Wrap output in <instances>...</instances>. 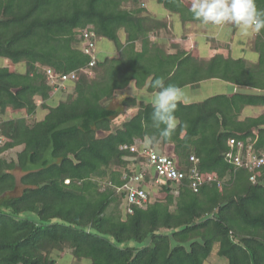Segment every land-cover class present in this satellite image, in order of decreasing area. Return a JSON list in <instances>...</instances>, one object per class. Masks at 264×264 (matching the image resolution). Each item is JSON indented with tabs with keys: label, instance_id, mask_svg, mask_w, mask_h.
Here are the masks:
<instances>
[{
	"label": "trees",
	"instance_id": "obj_1",
	"mask_svg": "<svg viewBox=\"0 0 264 264\" xmlns=\"http://www.w3.org/2000/svg\"><path fill=\"white\" fill-rule=\"evenodd\" d=\"M158 2L200 22L185 0ZM256 4L264 10V0ZM167 27V18L151 15L139 0H0V57L18 65H0V264H58L69 253L87 264H205L216 244L229 264H264V166L254 182L253 172L226 160L231 138L264 150V113L243 120L238 113L264 105V30L253 38L259 60L249 63L221 53L205 61L179 42L171 51L153 38ZM85 30L114 41L116 53L97 55L92 74L79 72L73 91L51 105L56 91L45 67H89ZM156 78L180 88L221 78L256 92L178 103L168 141L153 125L151 105L127 96L123 105L138 111L113 129L117 111L105 102L132 82L158 91L151 87ZM8 109L28 116L4 117ZM148 139L153 148L173 144L169 154L185 171L194 155L202 172L231 178L198 192L189 178L164 180L165 198L152 200L149 191V201L127 204L133 212L123 215L126 190L119 187L146 169L130 147ZM16 147V157L5 156ZM156 179L149 169L144 184Z\"/></svg>",
	"mask_w": 264,
	"mask_h": 264
},
{
	"label": "built area",
	"instance_id": "obj_2",
	"mask_svg": "<svg viewBox=\"0 0 264 264\" xmlns=\"http://www.w3.org/2000/svg\"><path fill=\"white\" fill-rule=\"evenodd\" d=\"M85 46L84 50L92 55V59L89 63V67H84L79 70H74L69 73H60L52 67H45L47 79L54 88L59 90L61 87H65L67 82L75 81L79 77V72L86 71L92 74V66L96 64L97 54V34L93 30H85ZM230 150L226 154V160L233 164L237 168H247L253 172L251 180L256 182L259 169L264 166V150L258 152L255 150L252 142H245L242 140H236L231 138L229 140ZM122 148H128L127 145ZM130 150L138 153V158L143 157L146 159L144 166L146 169L138 174L129 177L127 182L119 187V190H126V201L128 205L138 204L143 205L149 201V190L147 189L145 182L146 172L152 169L157 177L156 183L162 184L164 180H173L181 182L182 180L189 178L190 186L195 192H198L200 188L209 182H218V185H222L227 179L231 178L228 173L223 179H218L215 174L204 173L198 166L199 159L192 155L190 160L193 162V166L189 171L181 169L178 161L167 153H160L156 148L145 146L140 148L138 145H132ZM69 182V180H67ZM127 212L132 213V207H127Z\"/></svg>",
	"mask_w": 264,
	"mask_h": 264
},
{
	"label": "rangeland",
	"instance_id": "obj_3",
	"mask_svg": "<svg viewBox=\"0 0 264 264\" xmlns=\"http://www.w3.org/2000/svg\"><path fill=\"white\" fill-rule=\"evenodd\" d=\"M139 1H140V4L144 7H146L148 9V11H150V12L156 11L159 14V16H163L165 14H168L167 13L168 11L164 7V5H161L160 3H158L155 0H139ZM188 4L189 5L191 4V0L188 1ZM124 6L127 8H130V9L135 7V5L132 3H126ZM179 16L176 14H172V18L175 19V23H176V30H175L176 34H178L179 33L178 31H180V30L184 31V30H182L183 24H188V23L182 22L181 20L179 21V19H177ZM173 23H174V21H173ZM190 23H191V26L186 28V31L183 32L184 34L181 33L180 34L181 36H178L179 39L177 42L180 43V46L183 45V46L189 47L191 49H195L196 42H198L199 44H201V49H202L201 54L202 55H205V44H206L208 36L211 38V35L212 36L214 35L215 36V37H213L214 42H221L222 44H230V45H235V46L237 45L238 42H240V40L245 41L247 39V37H243L239 31L236 34H234V32H233L234 29L232 28V26L230 24L224 25L225 27L228 26L227 28H230L229 31H226V33L228 32L227 33L228 35H226V33L223 34L222 32L221 33L219 32L220 28L217 29L216 26H213L211 24L206 25V24L199 23V22H190ZM229 26H231V27H229ZM230 32H233V33H230ZM185 33H187V34H185ZM121 37H122V32H121ZM157 37L161 38L162 41H164L163 43L165 44V46L169 50L173 51V48L171 45L177 43V42H174L173 37L169 36L168 34H165L164 32L162 34L157 33L156 35L153 36L154 39ZM251 41H253V40H251ZM116 49H117V47H116V44L114 41L107 39V38H98L97 39L96 54L98 55V57L100 59H103L109 55H113V53L116 51ZM253 54L254 53H251V56L250 55H248V56L253 57ZM0 65L9 66L11 69H15L18 66L16 64H13L10 60H4V58H1V57H0ZM59 89L60 90L57 89L58 91L55 89V91L57 93H55L54 97H52L49 100V103L51 105L58 104L59 100H61L67 94L72 92L74 89V85H72L71 82H67L65 87H61ZM182 90L185 94H191L192 93L194 99L200 100V99L205 98V92L203 90L200 93L198 90L192 91L193 89H190V88H185ZM225 90H226V88H225ZM225 90H221V91H225ZM141 91L146 92L148 95H150V93L147 92L146 89L138 88V92H139L138 94L139 95H141V93H142ZM128 92L131 93V92H133V90L130 89ZM133 93H135V92H133ZM133 93L131 95H133ZM185 98H186V96H184V99ZM121 101H122V98H119V99L115 98L114 101L110 102V104H112L111 107L115 108L117 112H120L119 115L115 116L114 120H117V121L118 120L122 121L124 119V116L126 115V111H128V109H126V111H125V109H124L125 106L121 103ZM40 103H41V101L39 100V104ZM105 104H108L107 101L105 102ZM43 112H45V111H43ZM43 112H37V114L34 116V118L35 119H41ZM19 116H28V114L25 110L8 109L6 114L4 115V117H8V118L9 117L10 118L11 117H19ZM117 121H114V125H117ZM21 148L22 147H16L12 150H9L5 153V156L16 157L18 151L21 150ZM140 148H142V147H140ZM17 175L20 176V172H17ZM105 181H107V182H105ZM105 181L104 182L102 181V184H104V186H106L109 182L108 179H106ZM227 181H228V179H227ZM148 185H150V184H148ZM155 186L156 185L154 184L153 186H150L148 188V190L152 194V200H154V198L156 197L153 194V192L157 191L159 188H161L160 186H158L157 188L154 189ZM20 192H21V188H19L16 193H20ZM127 204L128 203L126 202V200H124L122 202V205L120 206V211L123 215H125L127 213V206H128ZM113 208L114 207H111L109 209V211L110 212L113 211L114 210ZM218 247H219V245L216 244L213 252L209 256V258L206 260L205 264H229V261L226 257L220 256L218 254V252H217ZM58 260H59L58 264H87V262H88L86 260L85 261H79L74 256H72L70 253L65 255V257L60 258Z\"/></svg>",
	"mask_w": 264,
	"mask_h": 264
},
{
	"label": "crops",
	"instance_id": "obj_4",
	"mask_svg": "<svg viewBox=\"0 0 264 264\" xmlns=\"http://www.w3.org/2000/svg\"><path fill=\"white\" fill-rule=\"evenodd\" d=\"M155 1L158 2V0H155ZM186 2H188V0H185V3ZM161 5H163V4H161ZM166 10L168 11L167 12L168 14H165L163 16H159V14L156 11L155 12L148 11V13H150L153 16H156L158 18H167L168 19V27L161 29L158 33L162 34L164 32L165 34H168L169 36L173 37L174 42H177L179 39L178 36H181L180 35L181 33L184 34L183 32L186 31V28L191 26L190 22H193V21H188V20L185 21V20H183V18L180 14L171 13V11H169L168 9H166ZM172 14H176L178 16L180 15L179 16L180 18L178 17L177 19H179V21L181 20L184 23H188V24L182 25V30H184V31L180 30V31H178L179 32L178 34L175 33L176 23H175V19L172 18ZM173 21H174V23H173ZM199 23H201V22H199ZM227 27L223 26L220 29L217 27V29H219L220 33L222 32L223 34H225L226 31H229V29H230ZM229 27H231V26H229ZM238 31L239 30H237V32ZM233 32H234V30H233ZM233 32H230V33H233ZM237 32H234V34H236ZM122 33H123L122 36L124 38L125 34H124V32H122ZM227 33H226V35H228ZM185 34H187V33H185ZM255 35L247 37V39L245 41L240 40V42H238L236 46L230 45V44H222L221 42H214L213 37H215V36L211 35V38L208 36L206 44H205V55L201 54V52H202L201 44H199L198 42H196L195 49H191V48L183 46V45H181V47L185 48L189 51L192 50V53L195 56H199L200 58H202L205 61H209L210 59H212V57L214 55L221 53V54H224L226 57L231 55L234 58H245L249 61V63H256L259 60V53L255 49L253 41H251V40H253ZM173 51H175V50L173 49ZM115 53H116V51L114 52V54ZM251 53H254L253 57H250ZM248 55H250V56H248ZM131 85L135 89V91H134L135 93H133V92L129 93L128 92L130 89H132ZM185 88L193 89L192 91L198 90L199 93L203 90L205 92V98L198 100V99H194L192 93L191 94H185L186 98L183 99L184 103H193V102L203 101V100H206L208 98H211V97H214L217 95L233 96L234 94H237V93L249 94V93L256 92V89L251 87V86L238 85V84H235L231 81H227V80H224L221 78L205 79L204 81H201L200 83L188 85V86L182 87L181 89H185ZM225 88H226V90H225ZM143 89H146V88H143ZM221 90H225V91H221ZM146 91L149 92L147 89H146ZM132 93H133V95H131ZM138 93H139L138 88L136 87L135 83L132 82L127 88L117 91L115 97H113L112 99L107 101V103H108L107 105L110 108H113V107H111L112 104H110V102L114 101L115 98L116 99L122 98V101H123V99L126 98L127 96H136L139 100L144 101L143 97L141 95H139ZM149 93H150V95L154 94V92H149ZM122 101H121V103L123 104ZM113 109H115V108H113ZM124 109H125V111H126V109H128V111H126V115L124 116V119L122 121L118 120L119 122L117 120H114V121H117V125H114V121H113V129L121 127L125 121L129 120L138 111V106H136V105L125 106ZM46 113H47V111L42 113L41 119L46 115ZM119 113L120 112H117V115H119ZM238 113L240 114V120H243L248 116H259V115L264 113V105L247 104ZM149 143H150L149 139L146 140L145 142H144V140H142V141L138 140L137 141V145L140 147H145ZM156 149L160 153H166L167 152V153L173 154V152H174L173 144H166L164 147H162L161 145H158ZM150 170L153 171L152 169H150ZM153 174H154V171H153ZM149 184L150 185H147V188H149L150 186H153L154 184L156 185L154 187V189L157 188L158 186H160L162 188V186H161L162 184H157L156 182H153V181ZM161 188H159L157 191L153 190L154 191L153 194L156 196L154 198V200L158 199V198H165L166 193L161 191ZM176 195H177V193H176Z\"/></svg>",
	"mask_w": 264,
	"mask_h": 264
},
{
	"label": "clouds",
	"instance_id": "obj_5",
	"mask_svg": "<svg viewBox=\"0 0 264 264\" xmlns=\"http://www.w3.org/2000/svg\"><path fill=\"white\" fill-rule=\"evenodd\" d=\"M190 12L194 19L206 25L218 28L235 25L243 37L264 30V10L257 8L256 0H191ZM151 87L158 91L152 95L142 92L141 96L152 107L151 118L159 136L168 141L178 126L175 112L185 93L175 84L166 86L162 78H156ZM131 88L134 92L132 85Z\"/></svg>",
	"mask_w": 264,
	"mask_h": 264
}]
</instances>
